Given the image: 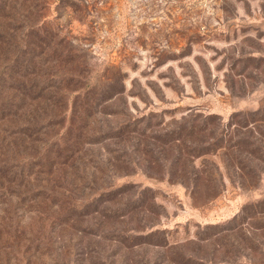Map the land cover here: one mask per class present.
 <instances>
[{
    "label": "rangeland",
    "instance_id": "obj_1",
    "mask_svg": "<svg viewBox=\"0 0 264 264\" xmlns=\"http://www.w3.org/2000/svg\"><path fill=\"white\" fill-rule=\"evenodd\" d=\"M0 13L12 50L69 56L50 67L64 102L48 143L20 165L83 136L62 182L0 187V264H264V0H0ZM84 93L99 96L80 123Z\"/></svg>",
    "mask_w": 264,
    "mask_h": 264
},
{
    "label": "trees",
    "instance_id": "obj_2",
    "mask_svg": "<svg viewBox=\"0 0 264 264\" xmlns=\"http://www.w3.org/2000/svg\"><path fill=\"white\" fill-rule=\"evenodd\" d=\"M7 17H10L9 14L1 15L0 13V19ZM11 47L10 42H0V154L3 153L4 157H7L5 158L6 162L0 163L2 164L0 175L3 177L0 176V180L3 179V182H0V187H4L3 183L25 186L31 181L38 182L37 185L44 182L46 183L45 187L48 185L53 187L54 184L65 179H60L62 176L57 177L55 172L62 169L66 171L67 166L69 167L68 164L76 159L77 153L81 150H75L76 145L83 141V136L80 138L79 132H77L76 139L69 142V146L65 147L60 142H54L56 149L49 150L54 152L52 156H49L50 154L45 151L41 155V151L32 168H28L30 166L25 168V165L21 166L20 163L24 161L22 153L25 149L33 148L40 143H48L49 138L44 135L47 134L50 127L56 124L50 120L57 115V111L62 110L64 102L62 94L64 90L55 85L61 79H58L57 74L51 71L50 67L55 61L67 62L69 56L67 57V53L57 51L56 48L51 51L50 44L46 42H24L16 46L14 50ZM48 50L52 53L47 52ZM63 79H66L65 84H69L73 78ZM98 96L99 94L96 93H84L83 96L81 94L80 97L74 98L73 113H78L80 123L81 115H86L85 112L90 103H97ZM204 120L206 121V118L202 119V122ZM206 123L207 121L200 128L201 130L206 127ZM68 136L70 134L64 136L62 142L68 140ZM182 136H185V132L181 130L177 132V138H182ZM210 150L212 147L197 155L208 154ZM187 154L190 153L187 152ZM36 168L42 170H35ZM191 174L195 177L196 173L183 171V174H180V179L187 181ZM40 176H43L42 181L38 179ZM193 180L195 181V178ZM153 244L163 249L168 247V242L164 237Z\"/></svg>",
    "mask_w": 264,
    "mask_h": 264
}]
</instances>
